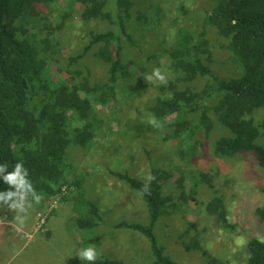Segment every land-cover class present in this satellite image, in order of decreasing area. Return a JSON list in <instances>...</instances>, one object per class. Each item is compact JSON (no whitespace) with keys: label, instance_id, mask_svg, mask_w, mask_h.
<instances>
[{"label":"trees","instance_id":"trees-1","mask_svg":"<svg viewBox=\"0 0 264 264\" xmlns=\"http://www.w3.org/2000/svg\"><path fill=\"white\" fill-rule=\"evenodd\" d=\"M60 3L67 6L63 12ZM134 5L133 0H0V164H7V171H12L16 162L23 161L33 187L43 197L39 204L33 202L34 206L42 207L47 199L59 195L60 202L64 201L76 187L75 172L67 169V148L70 144L87 148L94 140L104 123L96 116V107L106 108L119 92L129 99L138 96L147 85L142 75L135 76L132 71V66L143 67L122 55L125 45L119 31L124 30L123 22L133 17ZM74 9H79L84 24L118 20L121 28L87 29L84 40L62 58L52 34L62 29ZM56 12L61 17L53 26L50 17ZM142 13L138 14L148 28L153 21L157 26L162 11L157 6L151 16ZM186 13L193 23L177 25V37L168 50L173 77L156 86L157 94L146 102L147 109L169 129L164 140L174 141L185 161L197 156L205 139L219 126L224 133L214 140L213 154L226 159L239 152L253 153L264 171V146L255 142L259 136L264 138V111L260 122L256 123L260 117L254 116L264 107V0H208L199 13ZM43 30L46 34L39 36ZM125 40L131 49L136 47L130 38ZM215 48L225 49L241 69L238 78L225 79L210 68L217 62ZM144 56L148 61L154 54ZM89 61L96 68L92 69ZM96 69L103 73L96 75ZM110 172L141 193L150 217L149 224L119 221L114 227L145 235L153 256L147 264H178L164 255L152 229L171 201L158 183L164 173L156 172L155 179L145 183L119 171ZM192 177L197 187L209 176L194 170ZM145 184L147 193L143 192ZM8 190L14 189L0 176V191ZM85 204L87 210L76 217L75 225L95 231L102 223L100 209L94 201ZM207 209L220 225L229 227L221 197L214 195ZM256 212L262 220L264 210L257 208ZM103 236L102 232L85 235L76 248L98 246ZM182 238L183 248L199 253L204 264H223L202 245L195 223H188ZM246 248L243 264H264V240L252 237ZM73 258V264H143L114 258L94 262L76 255Z\"/></svg>","mask_w":264,"mask_h":264},{"label":"rangeland","instance_id":"rangeland-1","mask_svg":"<svg viewBox=\"0 0 264 264\" xmlns=\"http://www.w3.org/2000/svg\"><path fill=\"white\" fill-rule=\"evenodd\" d=\"M133 1V17L123 22L124 30L119 31L121 27L118 20L113 24L97 20L84 24L80 20L79 9H74L65 19L62 29L52 34L63 58L84 40L87 29L114 28L119 31L125 45L123 57L130 56L138 61L137 65H141L143 70L132 66V71L135 76L142 75L147 85L141 88L138 96L129 99L125 93L119 92L108 106H104L106 108L97 106L96 116L104 123L89 147L69 145L66 152L67 169L75 172L77 185L68 193L66 200L58 203L59 208L48 216V219L51 218L48 222L47 219L40 229L34 226L33 231L29 230L31 233L28 232V237L33 234V238H37L31 246L35 242L40 243L38 250L42 251L31 259L38 264H53V257H56L61 264H73L75 258L71 257L72 251H76L75 240L78 242L85 235L102 232V241L95 246L98 258L121 259L126 263H150L153 256L145 235L131 228L114 227L119 221L149 224L147 204L137 189L113 176L110 171L125 173L145 183L149 182L145 179L149 172L155 176L156 172L162 171L164 174L158 183L163 193L170 195L171 201L167 204L168 211L156 219L152 229L164 255L178 264H204L199 253L186 251L182 245V234L188 223H195L202 245L222 260L223 264H243L247 258L248 240L252 237L264 240V216L261 220L256 212L257 208L264 210V171L253 153L239 152L233 158L226 159L216 157L212 152L213 142L224 133L217 126L209 138L205 139L204 147L198 151L197 156L191 161H185L179 156L175 142L170 138L164 140L169 129H165L162 123L159 128L148 123L152 114L146 102L157 94L156 86L161 82H150L145 77L155 68H160L166 79L173 77L168 50L177 37L176 27L192 24L193 20L186 12L199 13L208 0ZM157 6L162 11L157 26L153 21L150 27L145 28V21L138 13L151 16ZM60 7V12L67 9L64 3H60ZM59 14L56 12L51 15L53 26L60 21ZM46 32L43 30L39 36L44 37ZM125 37L133 40L136 47L131 49L132 45L128 44ZM153 54L148 61L144 58V55ZM213 54L217 62L214 63L215 69L212 65L210 68L215 73L225 79L240 76L241 69L231 62L225 49L215 48ZM89 66L96 68L92 61H89ZM102 73L101 69L95 71L96 75ZM261 111H264V107L256 110V119H259ZM263 116L255 122H260ZM255 142L264 146L262 136ZM194 170L209 176L197 187L193 186ZM214 195L221 197L225 204L229 227L220 225L217 217L207 209ZM85 201H94L100 209L102 223L95 231H83L75 225L76 217L85 214L87 210ZM49 202L50 199H47L39 212L45 211ZM5 207L11 211L7 204ZM78 248L82 251L86 246L78 245ZM54 252L56 256L52 255Z\"/></svg>","mask_w":264,"mask_h":264},{"label":"clouds","instance_id":"clouds-1","mask_svg":"<svg viewBox=\"0 0 264 264\" xmlns=\"http://www.w3.org/2000/svg\"><path fill=\"white\" fill-rule=\"evenodd\" d=\"M145 79L150 82L158 80L161 83H167L166 76L161 72L160 68L153 69L152 73L147 75ZM148 123L153 127H162V124L156 120L155 116H150ZM7 169V164H0V176L14 190L0 191V202L7 204L16 213L14 219L22 225L27 218L28 210L33 207V202L39 204L43 197L33 187L23 161L16 162L12 171H7ZM145 179L151 182L155 177L149 172ZM148 191L149 186L145 184L143 192L147 193ZM77 256L82 261L94 262L98 259L99 253L95 246L90 245L80 251Z\"/></svg>","mask_w":264,"mask_h":264},{"label":"crops","instance_id":"crops-1","mask_svg":"<svg viewBox=\"0 0 264 264\" xmlns=\"http://www.w3.org/2000/svg\"><path fill=\"white\" fill-rule=\"evenodd\" d=\"M5 205L2 202L0 203V264H38V262L34 263L31 258L37 256L38 253H42L41 250H38L40 243L35 242V245L31 246L33 241H37V238H33V234L28 237V234L31 233L29 230L34 229L36 216L41 207L33 205L27 213L25 222L21 225L14 219L16 213L13 210L10 211ZM57 208H59V205ZM74 244L77 251L76 240ZM76 251H72L71 258L75 256ZM52 255L56 256V252ZM53 259L55 260L53 264H61L59 258L53 257ZM39 264L45 263L40 262ZM63 264L67 263L64 262Z\"/></svg>","mask_w":264,"mask_h":264},{"label":"built area","instance_id":"built-area-1","mask_svg":"<svg viewBox=\"0 0 264 264\" xmlns=\"http://www.w3.org/2000/svg\"><path fill=\"white\" fill-rule=\"evenodd\" d=\"M64 190V188H63ZM60 202V195L56 197L50 198V202L43 212H39L37 214V223L35 225V229H40L45 223L46 220L49 218L48 216L57 208L58 203ZM42 213V214H41Z\"/></svg>","mask_w":264,"mask_h":264}]
</instances>
